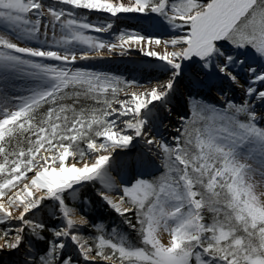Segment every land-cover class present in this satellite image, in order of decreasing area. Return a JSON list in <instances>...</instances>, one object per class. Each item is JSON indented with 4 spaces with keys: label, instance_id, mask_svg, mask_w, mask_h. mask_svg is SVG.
Masks as SVG:
<instances>
[{
    "label": "snow or ice",
    "instance_id": "obj_1",
    "mask_svg": "<svg viewBox=\"0 0 264 264\" xmlns=\"http://www.w3.org/2000/svg\"><path fill=\"white\" fill-rule=\"evenodd\" d=\"M0 264H264V0H0Z\"/></svg>",
    "mask_w": 264,
    "mask_h": 264
},
{
    "label": "bare ground",
    "instance_id": "obj_2",
    "mask_svg": "<svg viewBox=\"0 0 264 264\" xmlns=\"http://www.w3.org/2000/svg\"><path fill=\"white\" fill-rule=\"evenodd\" d=\"M121 21V20H120ZM118 21L117 24L120 22ZM129 21L134 22L136 25L135 28L139 27L140 29H137L135 32L141 31L142 28L146 27L145 23L143 21H137L134 19H129ZM135 30V29H134ZM166 38V37H165ZM151 58L143 57L139 54L137 51V48H133L129 51V55L127 56H120L119 54L113 55L111 57L105 55L102 59H96L87 62L88 67H90L92 70L97 71H107L112 69L121 68L122 74L131 73V77L135 78L137 80L142 79V83L147 84L148 76L147 74H142L140 72V68L143 67L142 61H147ZM138 64V66H136ZM185 83V82H182ZM181 83V84H182ZM136 91H142L143 89H135ZM237 94L240 95V90L236 89ZM236 94V93H235ZM176 101H178V96L176 98ZM176 101L173 103V107L176 106ZM165 122V119H164ZM124 162L120 161L119 163ZM114 164H117L116 161L113 162Z\"/></svg>",
    "mask_w": 264,
    "mask_h": 264
},
{
    "label": "rangeland",
    "instance_id": "obj_3",
    "mask_svg": "<svg viewBox=\"0 0 264 264\" xmlns=\"http://www.w3.org/2000/svg\"><path fill=\"white\" fill-rule=\"evenodd\" d=\"M135 20V19H134ZM135 24L132 21L128 20H121L117 25H116V29L117 31H119L120 29L126 30V31H131V32H135L137 29H140L139 27L135 28ZM135 29V30H134ZM136 66H138V64H136ZM90 68V67H89ZM90 70H92L90 68ZM106 72H110L113 75L116 76H121L123 78L126 79H132V77L130 76L131 73H125L122 74V70L121 68H117V69H112V70H107ZM139 81H142V79H139ZM191 89H186V85L185 83H182L180 85H178V92L180 93V95L178 96V101H180L181 103H184L187 101L188 97H187V91H189ZM236 93V94H235ZM205 97L207 99L210 100H214V101H219L220 97L216 92H212V93H205ZM199 98V97H197ZM234 98L235 99H239L240 95L237 94V91L235 90L234 92ZM175 108V107H174ZM176 111H179L178 108H176ZM185 111H187V109L185 108ZM169 120L171 121L172 124H176L177 123V117L175 114H173L171 117H167L165 118V124H168ZM171 127L165 129L163 127H161L160 132L163 134L164 137L170 139V133H171ZM135 143V142H134ZM143 145L142 144H136L135 147L131 148V150L129 151L128 155L125 156L123 153H121V155L119 157H117L116 163L120 164V161L124 160V163H128L130 161H134L135 158L138 156V154L141 152V150L143 149ZM149 159H151L153 161V163L159 167V161L155 160L154 157L149 156ZM85 229V228H84ZM166 238V237H165Z\"/></svg>",
    "mask_w": 264,
    "mask_h": 264
},
{
    "label": "trees",
    "instance_id": "obj_4",
    "mask_svg": "<svg viewBox=\"0 0 264 264\" xmlns=\"http://www.w3.org/2000/svg\"><path fill=\"white\" fill-rule=\"evenodd\" d=\"M87 216L91 217V219L93 221H95L96 223L105 224L109 230L113 226L110 222L109 213L107 211H105L104 209L98 208L95 211L88 212ZM88 231H89V229L87 227H85L84 232L87 233Z\"/></svg>",
    "mask_w": 264,
    "mask_h": 264
}]
</instances>
